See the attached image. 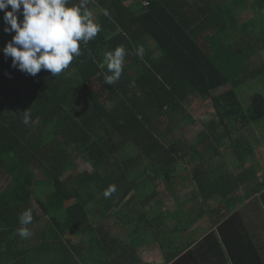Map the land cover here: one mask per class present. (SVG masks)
Listing matches in <instances>:
<instances>
[{
  "label": "trees",
  "instance_id": "obj_1",
  "mask_svg": "<svg viewBox=\"0 0 264 264\" xmlns=\"http://www.w3.org/2000/svg\"><path fill=\"white\" fill-rule=\"evenodd\" d=\"M128 1L133 4L127 6ZM80 3L70 0L68 6ZM86 6L98 10L92 16L101 31L81 44V55L60 75L44 69L28 75L0 51V176L10 179L0 192V243L20 245L19 217L31 209V236L22 239L32 258L57 256L58 264H143L137 254L144 243L140 237L113 236L105 229L108 218H118L126 229L134 215L147 216L162 249L161 264H207L214 233L208 231L200 243L181 242L179 234L211 211L217 187L225 181H260V175L245 173L253 148L244 136L222 146L224 154L233 148L241 171L236 176L227 169L208 174L205 153L198 148L208 147L211 139L224 140L225 122L235 117L264 137V63L256 67L252 60L264 50V0H88ZM253 11L249 20L240 19ZM4 28L0 12V49L15 34ZM149 41L161 57L151 64L145 54L137 62L134 50L148 51ZM121 45L128 53L126 76L108 85L101 67L104 54ZM197 96L212 101L221 121L211 136L200 135L199 144L182 145L176 131L188 121L187 105ZM25 111L31 114L28 125L23 123ZM164 121L168 133L159 136ZM112 132L139 152L121 161L118 171L100 173L118 152ZM178 156L188 159L196 187L188 207L176 199L183 189L172 176ZM77 159L91 168L79 172ZM35 171L44 178L37 179ZM110 185L116 191L106 198ZM92 200L95 206H88ZM122 204L134 205L126 218L118 211ZM221 227L230 252L244 244L241 233L227 230V222ZM139 231L140 223L135 233Z\"/></svg>",
  "mask_w": 264,
  "mask_h": 264
},
{
  "label": "clouds",
  "instance_id": "obj_2",
  "mask_svg": "<svg viewBox=\"0 0 264 264\" xmlns=\"http://www.w3.org/2000/svg\"><path fill=\"white\" fill-rule=\"evenodd\" d=\"M70 0H0V12L3 13L4 32L11 34V41L3 49L5 57L12 59V67L31 76H36L42 69L53 76L60 75L81 55V44H87L101 31L88 10V0H81L79 5L69 7ZM11 10H7L8 8ZM22 16L23 19H19ZM127 50L118 46L105 52L104 62L108 73L105 83L115 84L121 77ZM143 55V49L137 50ZM31 114L23 113V123H30ZM116 191L110 185L104 192L106 198ZM33 221L32 210H25L19 217L20 228L17 234L29 238L27 227Z\"/></svg>",
  "mask_w": 264,
  "mask_h": 264
},
{
  "label": "rangeland",
  "instance_id": "obj_3",
  "mask_svg": "<svg viewBox=\"0 0 264 264\" xmlns=\"http://www.w3.org/2000/svg\"><path fill=\"white\" fill-rule=\"evenodd\" d=\"M127 1V0H126ZM133 3L131 1L126 2L127 6H131ZM143 5H146V3H143ZM98 10H93L92 13L96 14ZM249 12L251 9L248 10ZM247 11V13H249ZM252 15H254V11L250 13V15H242L241 20H249ZM153 46V43L149 41V47L151 48ZM254 61V66H259L264 63V50L261 52V54L255 55L252 59ZM138 69V67H137ZM124 75L121 76V79ZM224 88H220L219 90L215 91L213 94L218 95L219 91L224 90ZM237 92L239 94L242 92L241 89H237ZM248 94V93H246ZM241 98V97H240ZM243 103V101H242ZM228 110V109H227ZM217 109H215V106L213 105L211 100H202L200 96H197L194 98L192 103L190 105H187L186 114L188 115V121L186 123H180V126L182 128L176 133L180 136L181 144L184 145L189 142H197L199 140V137L202 133H209L211 136L210 130L216 126V123L221 121V116H218L216 113ZM227 127L226 129V135L224 136V140H218V142L211 139L208 147L198 148V152L200 154L205 153V158L207 159V162L205 163L206 166L203 168L208 174H212V170L215 169H231L235 167V160L236 156L234 155L233 148H231V151L228 154L223 153L222 146L226 140L229 138L233 139H239V136H244V139L248 141L253 148V155L250 156L251 161L249 163V167L246 169L245 173L248 175H260L262 177V172L264 173V137L259 133L258 129L253 125H248L245 123V121L240 117H235L233 119H227L226 122ZM161 134L159 136H164L168 133V123L166 121L163 122V125L161 126ZM220 129H216V131H219ZM109 137L112 139L114 145L118 147V152L114 154L109 161L104 164L102 167L99 168L100 173H114L118 171V167L121 164V161L132 158L136 156L139 152L138 148L136 149L131 144H126L121 136H119L117 133H113L109 135ZM218 137V135H217ZM248 139V140H247ZM189 141V142H188ZM190 148V147H189ZM207 149V150H206ZM187 151V149L185 150ZM180 152L179 155H182L185 153ZM215 154V155H214ZM77 165H80L82 161L77 159L75 162ZM199 163V161H198ZM248 164V163H247ZM246 164V165H247ZM215 166V167H213ZM91 167L89 165H80V171H83L85 169H90ZM190 169L191 166L188 164V159L183 160L181 157L178 156V164H177V172L172 176H174L173 182L176 184L177 181H179V184H188L190 179ZM241 171H238L237 174H240ZM35 175L37 179L44 178L42 173L39 171H35ZM264 177V175H263ZM256 179V178H255ZM261 179V178H259ZM10 182V179L7 176H0V192L5 190L6 185H8ZM254 182L258 183L256 180ZM189 186H194V184H191ZM96 192V191H94ZM134 192H132L131 195H133ZM187 191L181 190L179 197H184L183 199L187 198V195H185ZM97 197L99 193L96 194ZM177 195L176 199L178 201L182 202ZM139 206H142L141 200H137ZM90 205L88 206H95L94 200L89 202ZM183 203V202H182ZM94 212L97 208H90ZM134 209V205H128V207H125L124 204L118 209L121 217H127L129 216L131 211ZM128 213V214H127ZM119 215V214H117ZM108 216V215H107ZM140 218L137 215H134L132 224L128 228H123L120 220L116 217L113 219L108 218L106 220L107 227L105 231H110L111 234L118 235L124 237H131L133 240L140 237V239L143 240V244H141L137 249L138 258L143 264H161L163 262V256H162V249L159 248L158 243H156L154 236L155 231L152 229L151 226H149L147 222V216H145L143 219L140 220ZM140 220V221H139ZM140 223V229L142 231H139L138 234L135 233L136 227ZM98 225H102L101 221L98 222ZM208 228V225L206 223L205 229ZM134 233V234H133ZM193 237V236H192ZM69 237H65V239H68Z\"/></svg>",
  "mask_w": 264,
  "mask_h": 264
},
{
  "label": "crops",
  "instance_id": "obj_4",
  "mask_svg": "<svg viewBox=\"0 0 264 264\" xmlns=\"http://www.w3.org/2000/svg\"><path fill=\"white\" fill-rule=\"evenodd\" d=\"M134 51H137L136 49ZM149 57L148 61L152 64V60H157L161 54L157 51L154 45L148 51H145L139 57L141 62L144 55ZM104 61V59H103ZM149 64H146L148 66ZM104 74L107 72L105 62L101 65ZM138 71L141 66L137 65ZM127 67L124 68L122 75L126 76ZM75 72V71H74ZM110 74V73H107ZM121 75V76H122ZM105 76V75H104ZM233 176H236L237 165L234 168L228 169ZM238 175V174H237ZM264 173L260 176L258 183H247L245 180H227L222 186L217 187L214 194L213 201H211L212 209L205 214L202 219H198L195 226L187 233L179 234L180 240L184 243H190L192 239L200 243L210 232L214 233L215 246L211 253L205 259L207 264H264ZM191 181L188 184H181L182 188L187 191L185 195L187 198L178 197L182 200V204L190 205L193 202V192L196 189ZM180 202V201H179ZM197 203H200L197 201ZM228 207L223 210L221 215L219 211L221 207ZM192 205V204H191ZM190 205V206H191ZM199 212V211H197ZM199 214V213H198ZM200 215V214H199ZM222 222H227V230L231 234L233 232L241 233L243 235L244 244H240L230 252L229 247L223 242ZM206 223L208 228L205 229ZM212 229V230H211ZM225 230V232H228ZM210 231L208 234L207 232ZM193 236V237H192ZM20 245L9 247V244L0 243V264H58L59 257L42 256L40 259L31 257L30 248L23 242L22 237ZM24 243V244H23ZM35 256V255H34ZM37 257V256H36ZM201 257H199L200 260Z\"/></svg>",
  "mask_w": 264,
  "mask_h": 264
}]
</instances>
